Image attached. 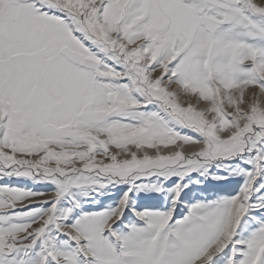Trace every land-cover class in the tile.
<instances>
[{
	"label": "rangeland",
	"instance_id": "374dc122",
	"mask_svg": "<svg viewBox=\"0 0 264 264\" xmlns=\"http://www.w3.org/2000/svg\"><path fill=\"white\" fill-rule=\"evenodd\" d=\"M56 1L93 80L0 120V264H264V0Z\"/></svg>",
	"mask_w": 264,
	"mask_h": 264
},
{
	"label": "crops",
	"instance_id": "0c3cea01",
	"mask_svg": "<svg viewBox=\"0 0 264 264\" xmlns=\"http://www.w3.org/2000/svg\"><path fill=\"white\" fill-rule=\"evenodd\" d=\"M95 56L62 17L28 0H0V120L4 136L40 106L61 112L89 88ZM72 104V103H71Z\"/></svg>",
	"mask_w": 264,
	"mask_h": 264
},
{
	"label": "trees",
	"instance_id": "16d2710c",
	"mask_svg": "<svg viewBox=\"0 0 264 264\" xmlns=\"http://www.w3.org/2000/svg\"><path fill=\"white\" fill-rule=\"evenodd\" d=\"M41 3L49 11L56 12V13H58L60 15L70 14V15L77 16L80 19H82V17H80L74 10L66 9V6H65L64 2H60V1H56V0H42ZM85 3L88 6L92 5V4L87 3V2H85ZM104 41L110 42L111 40H110V38L105 37ZM112 44H113V42H112ZM115 44L116 43L114 42V45ZM105 45H106V43H105ZM130 51H133V49L130 50ZM115 55H116V53H111V59L114 62H118L119 59H116ZM248 137H250V136H248ZM248 137L243 138V141L246 142ZM189 160H193V161L196 160L197 161V160H200V158L198 156H192V157L189 158Z\"/></svg>",
	"mask_w": 264,
	"mask_h": 264
},
{
	"label": "bare ground",
	"instance_id": "6f19581e",
	"mask_svg": "<svg viewBox=\"0 0 264 264\" xmlns=\"http://www.w3.org/2000/svg\"><path fill=\"white\" fill-rule=\"evenodd\" d=\"M117 219V218H116Z\"/></svg>",
	"mask_w": 264,
	"mask_h": 264
}]
</instances>
